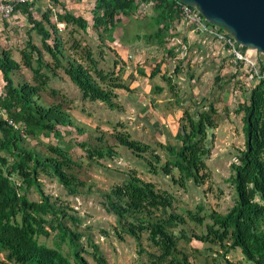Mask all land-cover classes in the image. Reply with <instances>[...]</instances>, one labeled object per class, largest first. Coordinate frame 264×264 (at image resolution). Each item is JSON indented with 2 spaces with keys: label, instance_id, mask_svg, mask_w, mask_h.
Wrapping results in <instances>:
<instances>
[{
  "label": "trees",
  "instance_id": "trees-1",
  "mask_svg": "<svg viewBox=\"0 0 264 264\" xmlns=\"http://www.w3.org/2000/svg\"><path fill=\"white\" fill-rule=\"evenodd\" d=\"M49 1L59 8L56 22L52 20L51 7L41 19L34 17L38 0L16 8V13L24 14L31 25L26 45L20 50L21 60L17 61L11 50L0 51L4 82L0 93V264H73L69 255L76 264H88L82 256L81 240L85 235L77 231L81 220L69 213L68 205L59 204L47 195L40 180L41 175L55 179L68 196L91 193L90 187L85 190L87 184L76 171L80 164L71 153L73 145L64 140V135L72 132L70 129L75 128L78 134L84 130L63 103H48L43 93L58 71L63 70L83 100L100 101L115 110L118 107L116 90H128L129 85L115 69L101 68L93 49L83 45L76 33H87L91 28L99 37L106 35L113 42L112 34L120 19L141 18V12L147 13L146 5L153 2L154 15L150 22L155 30L143 39L147 44L165 46L170 45L176 33L174 22L182 17L179 0H89L91 19L87 12H71L60 0ZM58 23L64 24L63 31L59 30ZM71 27L69 39L65 40L63 32ZM32 32L41 37L42 47L34 43ZM45 54L51 61L46 60ZM231 65L232 89H237L241 96L245 65L241 62L235 65L232 60ZM23 68L32 73L33 83H16L14 77ZM164 80L169 87H174L170 77L164 76ZM163 89L157 86L155 92L162 93ZM248 90L246 99L236 110L243 115L245 145L230 165L228 181L234 189L235 201L226 213H206L202 206L186 214L176 213L173 211L175 196L141 179L136 171L129 172L123 183L102 193L103 207L116 216L121 232L135 239L141 248L146 234L151 245L160 251L149 254L152 264H193L186 252L179 249L180 241L188 243L192 239L220 246L226 264H236L226 255L237 248L249 263L264 264V81L252 84ZM218 113L213 104L194 114L186 113L177 134L180 145L165 146L168 160L160 169L150 160L151 172L157 174L161 170L164 175L173 176V182L182 189L189 182L204 185L210 179L207 159L213 144L209 133L219 125ZM113 138L138 157L148 155L160 162L154 148L133 139L129 133L116 131ZM43 139H56V143L42 142ZM31 141H41V148L32 146ZM78 145L85 150L88 160H110L118 155L115 146L104 136L98 138L96 145L87 142ZM33 188L40 194V201L29 199ZM188 222L205 230L188 236L182 228ZM40 237H53L54 246L40 243ZM88 242L96 264H108L99 246L91 238ZM65 245L68 254L63 250Z\"/></svg>",
  "mask_w": 264,
  "mask_h": 264
},
{
  "label": "rangeland",
  "instance_id": "rangeland-1",
  "mask_svg": "<svg viewBox=\"0 0 264 264\" xmlns=\"http://www.w3.org/2000/svg\"><path fill=\"white\" fill-rule=\"evenodd\" d=\"M48 4L45 0L38 1V8L34 13L36 19H41L42 14L50 9ZM82 4V0H76V7L71 10L79 13L87 12L91 19L90 11H88L89 2L88 6H83V12L80 11ZM50 5L53 12L52 20L56 22V12L59 11V8H55L52 3ZM152 7L153 5L149 4L147 13L139 19L122 17L121 23L112 34L113 42L106 35L99 37L91 28L87 33L78 31L75 35L83 45H89L93 49L101 68L115 69L121 75L122 80L129 85L128 90H116L118 94L115 99L118 104L117 109L111 110L100 101L83 100L79 89L63 70L58 71V76L50 81L49 88L43 93L46 102L63 103L76 119L80 128L84 130L83 134H78L76 129L72 128L70 129L72 132L64 135V140L73 145L71 153L80 164L76 171L87 184L85 190L90 187L91 193L78 197L68 196L55 179L41 175L40 180L47 195L51 196L53 200L56 199L59 204L68 205L69 213L81 220L77 231L85 235L81 240L84 250L82 256L88 264H96L88 238H91L99 246L108 264H152L149 254H159L160 252L147 240L146 234L142 238L143 249L139 247L135 239L121 232L116 216L107 213L103 207L102 193L108 192L116 184L123 183L129 172L136 171L141 179L153 182L159 190L173 194L176 199L173 211L176 213L186 214L188 210L195 211L202 206L206 213L217 211L224 214L235 201L234 189L228 181L231 175L230 165L235 161L238 150L243 149L245 145L243 115L237 113L236 110L240 102L246 99L249 86L248 84L244 85V92L242 91V95L239 96V91L232 89L230 78L232 72L229 69L225 71L223 79L226 81L220 83V79L217 81V78H220V69L214 67L212 71L205 72L206 74L200 77L202 82V78L208 75V80L202 82V87L199 86V90H197V86L190 83V78L186 73L187 66H183L187 63V59L194 56L195 52L193 49L189 52V47L181 41L183 31L185 33L188 31L186 34L193 31L195 34H202L205 39L210 41L212 47L216 44L220 45L221 51L224 50V56L229 59V66L230 60H232L231 55L227 48L219 44L213 37L196 32L194 26L185 25L182 27L181 22L184 21L181 17L174 22L178 33L174 37L172 47L176 48L180 59H184V64L166 60V56L161 50L164 46H149L143 39L145 35L151 34L155 30L150 22V17L154 15ZM30 28L28 20L23 18H12L9 22L0 20V51L2 49L11 50L14 58L20 61V50L26 45ZM70 30L72 27L63 32L65 40L69 39L68 31ZM31 37L36 45L42 47L41 37L36 32H32ZM138 37L140 40L137 39ZM70 44L71 42L67 43V46L69 47ZM122 45L130 47V51L126 50L127 53H125L127 62L120 58L118 49ZM246 48H244L245 53L250 52L254 56L260 55L258 51ZM175 52L174 57L177 54ZM198 53L202 54L203 52ZM168 55L173 57V54ZM45 58L47 61H51L49 55L45 54ZM210 58L211 56L206 57V59ZM169 59L171 60V58ZM115 62H117L116 65ZM189 64L191 66L203 64L195 70L194 78L204 70V61L194 64L189 62ZM178 67H180L181 74L177 73ZM188 69L191 72L194 71V68L188 67ZM230 69H232L231 66ZM164 76L171 78L174 90L166 83ZM139 77H142L138 80L140 82L137 81ZM14 79L16 83L23 81L33 83L32 73L25 68L16 74ZM160 84L165 87L164 92H154L155 86ZM3 86L4 82L0 73V93ZM211 104L219 112V125L209 133L213 144L211 155L207 159L210 179L202 186H196L193 182H189L187 188L182 189L173 182V176L164 175L161 170L157 174L151 172L150 160L157 169H160L168 160L169 156L165 146L180 145L177 134L181 122H185L186 113L194 114L206 109ZM62 130L67 132L65 129ZM116 131L129 133L133 139L149 144L154 148L160 162H156L148 155L138 157L126 147L119 145L113 138ZM102 136L110 145L115 146L118 155L110 160H88L85 150L78 144L87 142L96 145L98 138ZM49 141L56 143V139H43L42 142ZM31 142L32 146L39 148L42 146L41 141ZM174 176H177L176 172H174ZM29 199L32 201L41 200L40 194L35 188L30 191ZM182 228L186 229L188 236H192L193 233L200 234L205 230L204 227L192 222H188ZM39 242L54 246L53 237H40ZM179 249L186 252L193 264H226L222 255L224 251L220 246L204 244L197 239H192L188 243L184 240L180 241ZM63 250L68 254L69 249L66 245ZM141 250H145V252ZM69 256L73 264H76L73 256ZM226 258L236 264H251L245 260L238 248L230 250Z\"/></svg>",
  "mask_w": 264,
  "mask_h": 264
},
{
  "label": "water",
  "instance_id": "water-1",
  "mask_svg": "<svg viewBox=\"0 0 264 264\" xmlns=\"http://www.w3.org/2000/svg\"><path fill=\"white\" fill-rule=\"evenodd\" d=\"M199 9L244 47L264 54V0H179Z\"/></svg>",
  "mask_w": 264,
  "mask_h": 264
},
{
  "label": "built area",
  "instance_id": "built-area-1",
  "mask_svg": "<svg viewBox=\"0 0 264 264\" xmlns=\"http://www.w3.org/2000/svg\"><path fill=\"white\" fill-rule=\"evenodd\" d=\"M29 1L30 0H0V20L11 21L16 13L18 5L28 3ZM149 4L153 5V2H149L146 6ZM178 8L186 25L194 26L196 32L211 36L219 44L225 46L235 65L240 62L245 65L240 82L243 86L248 84L249 89L252 84L264 81V68H262L264 66V54L259 52L260 55L254 58L247 52L246 54L244 52V46H242L234 36L228 31L220 29L221 26L205 20L199 9L195 6L180 1ZM139 12H141V10ZM141 15H143L142 12ZM57 26L60 31L65 29L62 23H58ZM10 124L14 125L12 121H10Z\"/></svg>",
  "mask_w": 264,
  "mask_h": 264
},
{
  "label": "crops",
  "instance_id": "crops-1",
  "mask_svg": "<svg viewBox=\"0 0 264 264\" xmlns=\"http://www.w3.org/2000/svg\"><path fill=\"white\" fill-rule=\"evenodd\" d=\"M39 1V0H38ZM42 1V0H41ZM45 1H47V3H49L48 5H49V7H51V5H50V1L49 0H45ZM61 2H63L66 6H67V9H69L71 12L73 11L74 12V10H71L73 7H76V0H60ZM88 2H89V0H82V8H80V11H84V9H83V6H88ZM80 7H81V5H80ZM36 8H38V5H36ZM35 8V9H36ZM18 15L17 14H15L14 15V17L13 18H15V19H18V18H23V19H25V20H27V18L24 16V14H22L20 11H18ZM5 21V20H4ZM7 22V21H6ZM29 24V23H28ZM30 25V24H29ZM186 24L184 23V22H181V26L183 27V26H185ZM31 26V25H30ZM176 31V33L174 34V36L171 38V43H170V45L169 44H167V45H165L164 46V48H161V50L164 52V55L166 56V60H169V61H172V62H175V61H177L176 63L177 64H180V63H182V65L184 64L183 63V61H184V59H180V57H179V53H177V51H176V48L173 46L172 47V45L174 44V37L177 35V30H175ZM188 32V31H187ZM186 32V33H187ZM194 32V31H193ZM193 32H191V33H189V34H186L184 31H183V33L181 34V35H183V39L181 40L182 42H183V44L186 46H188L189 47V52L193 49V50H195V52H194V56H192V57H190L189 58V60L187 59V63L186 64H184L183 66H187V68H186V73L188 74V76H189V78H190V83H192V84H194V85H196L197 86V90H199V86H201L202 87V82H204L205 80H208V75H205L203 78H202V82H201V80H200V77H202L203 76V74H206L207 72H209V71H212L213 69L212 68H214V67H218L219 69H220V71H219V76H220V83L221 82H225L226 81V79H223L224 78V75H225V71H227L228 69H229V71H231L232 72V70L233 69H230V66L233 68V66L231 65V60H230V66H229V64H228V62H229V59H228V57L226 58L225 56H224V54H223V52H224V50H222L221 51V49H220V45H218L217 46V44L216 45H214L213 47L210 45V41L209 40H207V39H205L204 38V36L202 35V34H195V33H193ZM180 39V38H179ZM147 44V43H146ZM147 45H149V46H156V45H153V44H147ZM171 49H173L172 51H176L175 53H177L176 54V56L174 57V52H171V53H169V51L171 50ZM175 49V50H174ZM126 50H127V52H129L130 51V47L128 48V46H124V45H122V46H120V48L118 49V51H119V54H120V58L122 59V61H124V62H127V60H126V58H125V53H127L126 52ZM198 52H203L202 54H199ZM249 54H251V56H252V53H250V52H248ZM168 54H173V57L172 56H169ZM208 56H211V58L210 59H206V57H208ZM177 57H179V59H177V60H175ZM169 58H171V60L169 59ZM214 58V59H213ZM186 59V58H185ZM18 61V60H17ZM199 61H204V70H202V71H200L199 73V75L198 76H195V78H194V74H195V70L197 69V67H199L200 65H203V64H200V65H198V66H191L190 64H189V62L190 63H192V64H194V63H198ZM212 61H214L215 63H213ZM212 62V63H211ZM188 67L189 68H194V71L193 72H191L189 69H188ZM179 68V70H178V74H181L180 73V67H178ZM224 70V71H223ZM182 71V70H181ZM158 72H159V70H158ZM206 72V73H205ZM142 73V72H141ZM138 74V73H137ZM157 74V73H156ZM159 75V74H158ZM149 76V75H148ZM145 77V76H144ZM140 78H142V77H139V78H137V81L138 80H140ZM138 82H140V81H138ZM158 86H160L161 88H165L162 84H160V85H158ZM156 88H157V86H155V89H154V92L156 91ZM150 90H151V88H150ZM149 90V91H150ZM164 90L165 89H163V92H164ZM162 92V93H163Z\"/></svg>",
  "mask_w": 264,
  "mask_h": 264
},
{
  "label": "clouds",
  "instance_id": "clouds-1",
  "mask_svg": "<svg viewBox=\"0 0 264 264\" xmlns=\"http://www.w3.org/2000/svg\"><path fill=\"white\" fill-rule=\"evenodd\" d=\"M253 50V49H252Z\"/></svg>",
  "mask_w": 264,
  "mask_h": 264
}]
</instances>
